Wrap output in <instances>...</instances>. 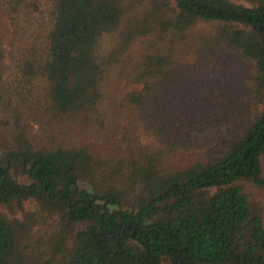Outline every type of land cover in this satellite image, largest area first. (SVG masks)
Segmentation results:
<instances>
[{
  "label": "trees",
  "instance_id": "16d2710c",
  "mask_svg": "<svg viewBox=\"0 0 264 264\" xmlns=\"http://www.w3.org/2000/svg\"><path fill=\"white\" fill-rule=\"evenodd\" d=\"M244 1L0 0V264H264Z\"/></svg>",
  "mask_w": 264,
  "mask_h": 264
},
{
  "label": "rangeland",
  "instance_id": "374dc122",
  "mask_svg": "<svg viewBox=\"0 0 264 264\" xmlns=\"http://www.w3.org/2000/svg\"><path fill=\"white\" fill-rule=\"evenodd\" d=\"M230 1H232V2H234V3H239V4H244V5H249L247 2H245L244 0H230ZM244 67V66H243ZM242 68V67H241ZM243 75V71L242 70H240V71H238V73H237V78H235V79H237V81H238V85H239V87H240V89H241V99H242V101H245L246 99H245V96H244V94L242 93V91L244 90L243 88H242V86H243V83H244V80H243V78L241 77ZM237 91V90H236ZM251 189H252V187H251ZM252 191V190H251ZM257 191H259V190H254V193H252L251 195H252V197L255 199V201L256 202H258V201H261L260 203L262 204V207L264 208V193H263V191H259V192H257ZM27 207L29 208L30 207V205L28 204L27 205Z\"/></svg>",
  "mask_w": 264,
  "mask_h": 264
}]
</instances>
